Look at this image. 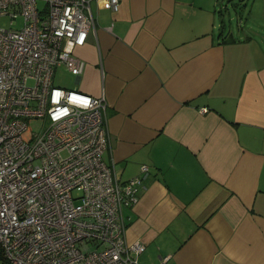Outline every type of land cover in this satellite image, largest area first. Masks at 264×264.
<instances>
[{
  "label": "crops",
  "instance_id": "crops-1",
  "mask_svg": "<svg viewBox=\"0 0 264 264\" xmlns=\"http://www.w3.org/2000/svg\"><path fill=\"white\" fill-rule=\"evenodd\" d=\"M91 8L73 88L106 98L116 175L148 166L123 210L132 264H264V0Z\"/></svg>",
  "mask_w": 264,
  "mask_h": 264
},
{
  "label": "built area",
  "instance_id": "built-area-1",
  "mask_svg": "<svg viewBox=\"0 0 264 264\" xmlns=\"http://www.w3.org/2000/svg\"><path fill=\"white\" fill-rule=\"evenodd\" d=\"M93 1L0 0V18H22L19 28L0 24L2 264H132L144 249L126 241L123 210L148 166L121 180L103 156L105 96L53 81L56 66L84 70L74 49L94 29Z\"/></svg>",
  "mask_w": 264,
  "mask_h": 264
},
{
  "label": "rangeland",
  "instance_id": "rangeland-1",
  "mask_svg": "<svg viewBox=\"0 0 264 264\" xmlns=\"http://www.w3.org/2000/svg\"><path fill=\"white\" fill-rule=\"evenodd\" d=\"M39 6L42 5L41 1H38ZM0 24L5 27H12V28H19L22 25V18L19 16L10 22V18L7 16H3L0 18ZM74 75L71 74L69 71H67L63 66H56L54 75H53V81L57 85H61L68 88H73L75 86V79ZM78 189H74V193ZM0 264L1 261H0Z\"/></svg>",
  "mask_w": 264,
  "mask_h": 264
},
{
  "label": "clouds",
  "instance_id": "clouds-1",
  "mask_svg": "<svg viewBox=\"0 0 264 264\" xmlns=\"http://www.w3.org/2000/svg\"><path fill=\"white\" fill-rule=\"evenodd\" d=\"M87 102L85 101V104H86Z\"/></svg>",
  "mask_w": 264,
  "mask_h": 264
}]
</instances>
